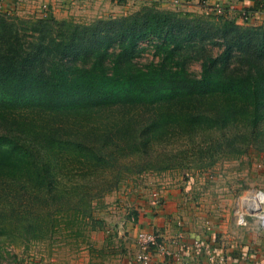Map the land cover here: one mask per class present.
<instances>
[{"label": "trees", "instance_id": "1", "mask_svg": "<svg viewBox=\"0 0 264 264\" xmlns=\"http://www.w3.org/2000/svg\"><path fill=\"white\" fill-rule=\"evenodd\" d=\"M235 18L146 5L80 25L0 12V264L16 239L85 243L100 228L91 205L125 162L156 174L264 152V21ZM143 43L156 63H135Z\"/></svg>", "mask_w": 264, "mask_h": 264}, {"label": "crops", "instance_id": "2", "mask_svg": "<svg viewBox=\"0 0 264 264\" xmlns=\"http://www.w3.org/2000/svg\"><path fill=\"white\" fill-rule=\"evenodd\" d=\"M142 1L160 10H170L168 7L172 6L169 0H127L121 4L102 0L98 4H103L101 11L119 17ZM205 1L208 5H235L236 10L251 7V0ZM179 3L184 4L183 0ZM91 4L84 0H0V12L62 20L88 16L93 7L84 5ZM257 15L256 22L264 21V12ZM251 156L246 162H233L228 170H217L212 181L189 178L188 182L179 181L180 184L159 183L156 192L143 191V196L139 187L131 191L128 200L131 213H125L126 223L123 224L131 230L127 235L134 240L138 230L151 232L170 252L169 256H161L152 249L149 264H264V229L248 214L244 216L243 225L236 222L235 187L245 185L246 181L263 182L264 179V155ZM249 198L260 200L259 196ZM194 242L199 248L194 247Z\"/></svg>", "mask_w": 264, "mask_h": 264}, {"label": "rangeland", "instance_id": "3", "mask_svg": "<svg viewBox=\"0 0 264 264\" xmlns=\"http://www.w3.org/2000/svg\"><path fill=\"white\" fill-rule=\"evenodd\" d=\"M85 2L88 4L94 3V5H84L93 7L90 9L91 13L88 16H75L66 19L72 20L74 23L80 25H87L96 19L112 18L111 15L113 14L101 11L103 4L101 5L100 3L99 5V2ZM183 2L185 5L179 3L176 6L168 7L170 9L168 11H172L181 17L201 19L204 21H218V19H231L236 17L233 13H226L225 17L222 18H219L221 16L212 15L208 6L202 7L200 5V0H183ZM146 5L148 4H144L142 1L139 5H135V9L131 12ZM256 21H258V19L252 20L248 24L257 26L263 23L262 20L259 22ZM238 26L242 27L244 24ZM140 47L144 49V51L135 59L137 66L156 63L158 61V56L154 53L152 43H143ZM207 51L211 55H216L220 52V49L216 47H207ZM187 70L197 75L199 73V63L190 61L187 64ZM27 114L28 116L34 117V114L31 112ZM249 148L250 149L245 155L235 158H228L230 156L223 157L209 169L191 168L190 166L188 167L189 163H187L183 168L168 170L162 173L154 174L145 172L142 174H135V172H133L135 170L130 166L131 162L134 163V161L129 163L125 162L124 166H126V168L121 169L118 174H116L117 170L114 169L110 170V173H107L113 174V176L117 175L118 183L116 187L102 195L99 200H96L91 205L92 218L100 224V228L92 232H87L88 237L85 243L80 242L81 240L78 239L76 241L77 244H74L72 238H65L58 233L47 235L44 239L36 238L31 241L16 239L13 243L3 244L2 249L6 251L8 256L2 264H130L136 246L134 240L127 235L131 231L130 228H125L123 224L126 223L127 216L125 213H131L128 208V200L130 198V193H132L131 191H135V189L139 187L142 193L141 196H143V191L149 190L148 192H156L159 183L163 185H165L164 183H167V185H174L180 184V182H188L189 178H203L206 181H212L215 176L214 172L217 170H228L229 167H231L230 165L235 161L238 162V160L242 162L248 161L255 152L253 147ZM258 154L264 155V152ZM109 177L110 176H107V178ZM245 183V185L235 187V191L233 189V195L237 196L235 203L238 201V198L243 195H248L246 199L251 197L250 195H255L256 191L259 189L263 190L260 191L264 193V188H260L261 186L264 187V179L263 182L246 181ZM210 184L213 185L212 183ZM220 184H222L221 180L219 181V185ZM238 189L239 191H236ZM124 230H128L129 232H125Z\"/></svg>", "mask_w": 264, "mask_h": 264}, {"label": "built area", "instance_id": "4", "mask_svg": "<svg viewBox=\"0 0 264 264\" xmlns=\"http://www.w3.org/2000/svg\"><path fill=\"white\" fill-rule=\"evenodd\" d=\"M84 1H90V2H101L102 0H84ZM110 3L113 4H121L126 2L127 0H107ZM169 3L172 6H176L179 4V0H170ZM200 5L202 7L208 6L209 11L212 13V15L222 16L230 13H233L236 15V21H239L240 23H249L252 20L257 19V14L260 11H253V12H247L243 10V8H240L236 10L235 5H228L226 7L218 4H207L205 0H200ZM247 195H243L240 198H238V201L236 203V222L238 225L244 224V216L246 214L251 215L252 217H255L258 220V223L261 228L264 229V193L261 191H256L255 195L250 196H259L260 200H246ZM135 245H136V252L132 257V263L131 264H149L150 263V251L154 249L158 254L161 256H169L170 252L169 250L161 243L157 241V237L151 233L146 232L143 230H138L135 233L134 236ZM172 244V243H171ZM194 247L197 249L199 248V245L197 242H194Z\"/></svg>", "mask_w": 264, "mask_h": 264}, {"label": "bare ground", "instance_id": "5", "mask_svg": "<svg viewBox=\"0 0 264 264\" xmlns=\"http://www.w3.org/2000/svg\"><path fill=\"white\" fill-rule=\"evenodd\" d=\"M247 196H248V195H247ZM251 197H252V196H251ZM251 197H250V198H251ZM250 198H249V199H250ZM246 200H248V199H246Z\"/></svg>", "mask_w": 264, "mask_h": 264}]
</instances>
